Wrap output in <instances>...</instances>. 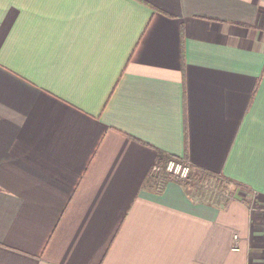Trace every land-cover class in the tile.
Returning <instances> with one entry per match:
<instances>
[{
    "label": "crops",
    "instance_id": "1",
    "mask_svg": "<svg viewBox=\"0 0 264 264\" xmlns=\"http://www.w3.org/2000/svg\"><path fill=\"white\" fill-rule=\"evenodd\" d=\"M0 264H264V0H0Z\"/></svg>",
    "mask_w": 264,
    "mask_h": 264
},
{
    "label": "built area",
    "instance_id": "2",
    "mask_svg": "<svg viewBox=\"0 0 264 264\" xmlns=\"http://www.w3.org/2000/svg\"><path fill=\"white\" fill-rule=\"evenodd\" d=\"M155 172L158 171H166L169 174L175 176L178 179L181 180H187L190 178L192 172L191 165L188 162L176 159V158H170L167 161L158 164L155 166ZM236 242H238V236H235ZM235 250H239V246L236 243L234 246Z\"/></svg>",
    "mask_w": 264,
    "mask_h": 264
},
{
    "label": "rangeland",
    "instance_id": "3",
    "mask_svg": "<svg viewBox=\"0 0 264 264\" xmlns=\"http://www.w3.org/2000/svg\"><path fill=\"white\" fill-rule=\"evenodd\" d=\"M209 184H205V191H216V192H222V190H220L218 187H219V181H218V179L217 180H210L209 182H208ZM223 184V183H222ZM221 184V185H222ZM226 184V186H228V188H230L231 187V189L232 188H234V186L233 185H231V184H228V183H225ZM228 184V185H227ZM216 189V190H215Z\"/></svg>",
    "mask_w": 264,
    "mask_h": 264
},
{
    "label": "trees",
    "instance_id": "4",
    "mask_svg": "<svg viewBox=\"0 0 264 264\" xmlns=\"http://www.w3.org/2000/svg\"><path fill=\"white\" fill-rule=\"evenodd\" d=\"M174 158H176V159H179V160H183V159H180V158H178V157H174ZM184 161V160H183ZM185 162H187V161H185ZM192 168V167H191Z\"/></svg>",
    "mask_w": 264,
    "mask_h": 264
}]
</instances>
